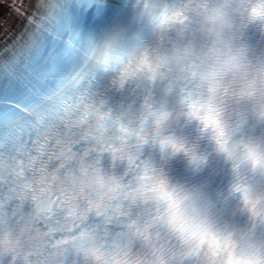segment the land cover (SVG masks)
Listing matches in <instances>:
<instances>
[{"label":"snow or ice","instance_id":"1","mask_svg":"<svg viewBox=\"0 0 264 264\" xmlns=\"http://www.w3.org/2000/svg\"><path fill=\"white\" fill-rule=\"evenodd\" d=\"M72 3L2 4L7 11L0 13V264H170L165 249L173 240L184 255H203L211 264H264V251L214 230L186 203L189 196L170 190L140 160L146 125L154 121L158 128L167 113L146 103L133 127L102 109L90 87L98 71L112 72L121 84L133 78L155 82L165 73L148 51L111 44L93 61L98 46L80 47L68 11ZM92 3L77 0L85 8ZM252 13L264 16V6ZM179 15L165 13L160 23ZM82 52L87 59H81ZM226 70L213 69L199 90H194V69L173 83L182 85L188 115L211 130L231 157L234 148L212 102ZM245 94L251 92L242 89ZM167 144L180 147L161 140ZM104 154L126 161V172L112 174ZM246 158L254 165L262 162L248 148ZM235 191L256 212L246 187L236 185ZM149 202L154 205L149 214L134 215V207ZM137 243L144 246L142 253L136 252Z\"/></svg>","mask_w":264,"mask_h":264},{"label":"clouds","instance_id":"2","mask_svg":"<svg viewBox=\"0 0 264 264\" xmlns=\"http://www.w3.org/2000/svg\"><path fill=\"white\" fill-rule=\"evenodd\" d=\"M145 4L149 7L145 8ZM261 6H264V0H182V3L175 7H157L152 0H144L143 14L150 20L156 32L194 28L208 40L207 48L196 54L173 51L168 54L166 60L151 57L154 66H158L159 71L166 70L168 65L187 72L194 69L199 81L213 69L226 67L223 86L212 97V102L219 108L221 115L226 101L235 96L242 101H250L257 114L264 117V61L253 60L243 48L236 47L230 39L237 16L244 15L251 20L264 21V17L253 15L251 11ZM165 13L169 16L173 13L180 15L175 20L161 24L160 20ZM107 44L120 48L116 41L105 42L91 55L93 61L103 54ZM242 89H248L251 95H241ZM186 203L195 206L204 215L193 198Z\"/></svg>","mask_w":264,"mask_h":264}]
</instances>
